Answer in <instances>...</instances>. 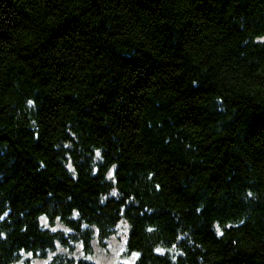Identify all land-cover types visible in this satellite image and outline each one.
Here are the masks:
<instances>
[{"label":"trees","instance_id":"1","mask_svg":"<svg viewBox=\"0 0 264 264\" xmlns=\"http://www.w3.org/2000/svg\"><path fill=\"white\" fill-rule=\"evenodd\" d=\"M119 224L133 264H264V0H0V264Z\"/></svg>","mask_w":264,"mask_h":264},{"label":"rangeland","instance_id":"2","mask_svg":"<svg viewBox=\"0 0 264 264\" xmlns=\"http://www.w3.org/2000/svg\"><path fill=\"white\" fill-rule=\"evenodd\" d=\"M57 228L66 229L62 224L58 223ZM127 230L123 224L116 227L114 233L106 238H100L97 234L91 240V252L86 253L80 244H76L73 248V256L75 258L88 255L97 264H133L137 254L128 253L126 250ZM58 252H66L70 254L67 248L58 245L55 252L50 253L47 257H33L29 264H51L53 257ZM16 264H24V261Z\"/></svg>","mask_w":264,"mask_h":264}]
</instances>
